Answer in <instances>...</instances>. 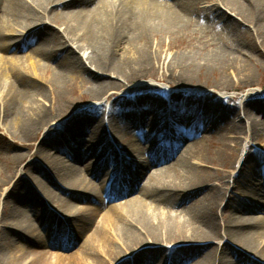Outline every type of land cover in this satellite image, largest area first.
<instances>
[{"label": "bare ground", "instance_id": "bare-ground-1", "mask_svg": "<svg viewBox=\"0 0 264 264\" xmlns=\"http://www.w3.org/2000/svg\"><path fill=\"white\" fill-rule=\"evenodd\" d=\"M227 1L243 18L264 11V0ZM197 4L0 0V144L10 165L6 177L0 173V264H264V167L258 161L264 154L247 147L240 157L225 133L217 157L196 145L204 130L236 116L259 132L264 101L239 113L214 98L229 90L226 80L196 82L205 70L235 71L229 47L163 60L164 40L182 34ZM251 21L264 26V18ZM75 51L89 55L85 60ZM159 70L164 82L169 73L172 88L196 90L173 98L180 104L170 117L182 127L168 137L169 126L158 120L163 110L155 112L163 109L161 99L140 100L142 109L133 110L119 98L111 106L125 108L131 126L122 132L109 121L107 134L97 120L102 101ZM76 78L94 103L72 114L56 98ZM127 90L129 97L137 92ZM50 95L56 102L48 108ZM54 106L61 113L52 127ZM148 111H154L150 118ZM146 131H156L160 144L143 146ZM26 162L19 174L17 166ZM245 182L256 199L245 194L240 203L235 192Z\"/></svg>", "mask_w": 264, "mask_h": 264}, {"label": "rangeland", "instance_id": "rangeland-1", "mask_svg": "<svg viewBox=\"0 0 264 264\" xmlns=\"http://www.w3.org/2000/svg\"><path fill=\"white\" fill-rule=\"evenodd\" d=\"M227 2V0H198V4L194 8L195 13L192 16H189L188 24L183 27L182 34L180 33L174 38H166L164 40L163 60L169 62L176 54H181L190 50H201L203 52H207L210 50V47H213L214 49L229 47L232 52L235 53L233 57H237V68L235 71H226L223 69L209 72L205 70L200 73L196 82L212 86L214 83L220 82L222 79L226 80L230 85L229 90L217 91L216 97L212 95H208V97H214L218 99L219 102H222L224 104L223 106H231L237 109L240 113L242 112L241 110L244 106L247 107L250 104H260L258 102L264 101V26L262 28L260 27L261 29H258L251 23V19H254V23L256 20H263L264 11L260 12V16L253 15L250 17L246 14L243 18L236 13V10L227 5ZM53 28H55L56 31L63 33V28L56 26ZM156 44L157 42H154V46H156ZM32 48H34V46ZM75 53L80 57H84L85 60L89 55L88 53L84 56V53H80L79 51H75ZM20 56L26 57V54L22 53ZM42 62L45 64V61ZM164 77H166L167 82L163 81V71L159 70V72H156L155 76L149 75L146 78L135 80L131 82L126 89L117 91L115 93L116 96H113L110 99V103L105 104V100H103V107H101L97 120H102L105 123L107 134L110 135V128L108 126L109 121L114 120L116 130H122V132L131 126V120L128 118V115L125 114V108L119 105H117V107L111 106L112 104H117V100L119 98L129 100V105H131L133 110L142 109V106L139 105L140 100L146 98L161 99L163 102V109L155 111L160 112L163 110L162 115L158 118L161 122L160 126H169L168 137H171L174 132L179 130L182 127V123L174 122L170 117V113L180 104L178 101L173 100V98L177 97V94L180 93H182L184 97H188L196 90L172 88L170 86L171 83L169 73L164 75ZM88 89L89 87L86 86L82 80L76 78L74 79L72 86L65 91L64 95L56 98V100L58 99L61 102V105L71 108L73 110L72 114L78 113L82 110L88 109L94 103V101L90 98ZM127 89L137 92L133 97H129ZM56 100L50 95V101L49 103H46L48 108H50V105H54ZM170 100H173L174 105L170 104ZM78 103H81V105L77 106ZM50 111L55 115L54 120L51 123V126L55 127L57 125L56 119L61 113V108L54 106L50 109ZM152 113H154V111H148L147 118H150ZM196 114V112L194 114L189 113L186 118L191 119ZM177 115L182 116L183 114L181 112H177ZM69 118L70 117L66 118V120L68 121ZM248 126H250V122H246L243 119L240 121V119H237V116L224 119L213 129L204 130V136L200 139L202 141H200L199 144H196L197 148L210 151L217 157V155L220 154V148L224 145V140L221 135L225 133L228 135L229 139L232 140L231 145L233 150L236 149V152L238 153V148L240 149L238 153L240 157L245 155L247 147L253 148V150H257L259 152L261 151V153L264 154V150L262 149L264 146V128L260 129L259 132L256 133ZM87 128L91 130L92 125ZM238 129L241 130L240 135ZM47 130L48 128L44 130L40 140L43 138V135ZM190 131L193 130L190 129ZM145 133L150 135L146 136L143 146H156L160 144L159 140L154 139L156 131L151 133L146 131ZM87 134L88 131L83 134V137L87 138ZM125 136L126 133H124L123 137ZM237 136L241 137V142L234 140ZM8 139H11V136H8ZM77 139L75 137L72 140L73 143H76ZM60 147L63 149L69 148L66 143H60ZM8 156V149L0 144V173L4 177L9 174L10 169L8 161L5 160ZM64 159L67 163L68 161H72L68 158V160L66 158ZM258 161H263L261 165L264 167V155L260 157ZM28 162L20 165L19 167L17 166L19 174L22 173ZM48 163L49 162L47 161L45 163H41V167L44 168V165ZM70 163L74 164L73 162ZM78 168L84 172L80 166H78ZM84 174L86 178H89L86 173ZM245 176L248 178L247 175ZM40 180L42 181V179ZM255 189L262 190L258 183L256 184ZM245 194H249V198L251 200L256 199L255 194H252L250 185L246 182L243 183L242 187L235 192L236 199L242 203V196L244 197ZM20 241H22L20 238L16 239V242ZM23 244L24 243H22V245ZM213 244L222 245L223 241H217ZM197 258L195 260H197Z\"/></svg>", "mask_w": 264, "mask_h": 264}]
</instances>
